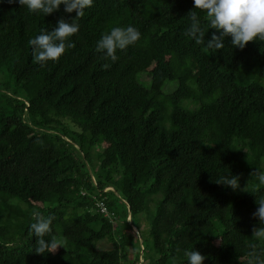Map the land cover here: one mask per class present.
<instances>
[{
    "label": "trees",
    "instance_id": "1",
    "mask_svg": "<svg viewBox=\"0 0 264 264\" xmlns=\"http://www.w3.org/2000/svg\"><path fill=\"white\" fill-rule=\"evenodd\" d=\"M192 10L93 0L76 47L41 66L29 40L76 13L0 0V264H188L193 249L204 264H248L264 249L252 237L264 185L250 176L264 170V42L241 50L229 37L208 55L184 35ZM129 25L141 39L102 59L96 42ZM229 175L252 179L249 192L216 182ZM35 211L66 248L35 252Z\"/></svg>",
    "mask_w": 264,
    "mask_h": 264
},
{
    "label": "clouds",
    "instance_id": "2",
    "mask_svg": "<svg viewBox=\"0 0 264 264\" xmlns=\"http://www.w3.org/2000/svg\"><path fill=\"white\" fill-rule=\"evenodd\" d=\"M8 3H19L26 7L29 12H43L51 15L60 10L61 5L67 13H76L71 20L61 17L57 25L52 30H42L37 37L29 40L33 47L34 63L44 66L48 61H58L68 49L76 47L75 42L70 38L80 31V24L76 21L83 17L86 8L93 6V0H7ZM205 13L208 27L202 25L201 18L197 11ZM187 16L190 18V25L185 30L184 35L190 37L197 45H203L202 51L208 55L225 48V39L231 38V45L234 48L243 50L250 42H264V0H194V10ZM209 29H216L210 39L205 36ZM217 32L219 34H217ZM141 39V32L134 26L112 27L110 31L104 33L96 42V51L103 53L102 59H111L115 62L118 57L117 50H126L129 46L135 45ZM109 64H104L107 69ZM250 176L258 180L259 185H264V170L256 169ZM240 175H229L220 178L216 182L231 187L234 191L249 192L248 183L241 187ZM257 210L253 213L254 218H258L260 227H253L252 237L264 242V198L257 199ZM34 223L30 225V232L38 238L35 252L37 254L55 253L59 248H66L65 242L55 235L50 241L44 237L52 232L53 216L45 217L39 211L33 212ZM131 224V217L128 218ZM132 230L137 233V229L132 226ZM142 249L144 242L140 240ZM179 251V249L177 250ZM188 264H204L207 257L198 250H186ZM250 259L248 264H264V249L259 252L255 245H252L248 253ZM143 263L141 258L140 264ZM171 264H176V258H171Z\"/></svg>",
    "mask_w": 264,
    "mask_h": 264
},
{
    "label": "built area",
    "instance_id": "3",
    "mask_svg": "<svg viewBox=\"0 0 264 264\" xmlns=\"http://www.w3.org/2000/svg\"><path fill=\"white\" fill-rule=\"evenodd\" d=\"M98 207H99L102 214H104L106 217H110L109 212L106 208V205L103 202H100L98 204Z\"/></svg>",
    "mask_w": 264,
    "mask_h": 264
},
{
    "label": "rangeland",
    "instance_id": "4",
    "mask_svg": "<svg viewBox=\"0 0 264 264\" xmlns=\"http://www.w3.org/2000/svg\"><path fill=\"white\" fill-rule=\"evenodd\" d=\"M130 224V222H129ZM99 246L102 248V249H111L112 245L107 242V241H103L99 244ZM132 256V255H131ZM132 259V257L130 258V260Z\"/></svg>",
    "mask_w": 264,
    "mask_h": 264
}]
</instances>
